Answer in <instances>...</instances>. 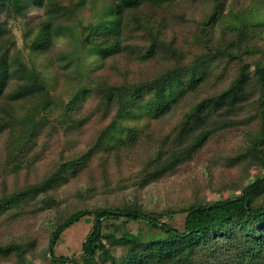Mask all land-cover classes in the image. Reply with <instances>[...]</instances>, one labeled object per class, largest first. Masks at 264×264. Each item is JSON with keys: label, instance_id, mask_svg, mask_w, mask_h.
Wrapping results in <instances>:
<instances>
[{"label": "rangeland", "instance_id": "obj_1", "mask_svg": "<svg viewBox=\"0 0 264 264\" xmlns=\"http://www.w3.org/2000/svg\"><path fill=\"white\" fill-rule=\"evenodd\" d=\"M4 1L0 80L7 78V84L0 88V264H52L55 230L81 209L139 207L183 229L185 213L172 211L195 202L246 191L254 204L264 203V123L257 76L264 68V0H143L137 13L162 24L165 39L175 37L177 51L182 52L178 58L164 57L158 49L146 62L141 57L152 38L129 23V12L119 19L118 0H21V10L15 0ZM119 36L129 41V48L113 46L105 52L104 45ZM172 65L183 69L182 78L189 66L206 67L212 94L241 73L248 100L237 112L239 125L217 130L207 141L198 135L193 146L184 149L175 145L178 129L172 124L179 128L189 95L176 112L160 118L145 105L134 114L117 116L118 104L108 102V91ZM29 80L37 90L14 97L12 93ZM203 89H195L193 103L210 95ZM218 106V113L230 116L235 111L229 110L228 100ZM5 109L14 115L3 128ZM116 119L110 139H127L126 128L137 132L128 149L110 148L97 139ZM171 130L176 133L169 140L160 138ZM10 133L18 138L8 139ZM112 144L119 147L116 140ZM11 197L15 199L8 201ZM105 224L118 226L117 237L104 240L116 264L175 261L165 259L159 248L146 251L143 246L150 238L167 236L160 228L142 220L125 224L111 219ZM92 225L83 217L64 230L54 246L56 255L81 260ZM246 225H227L197 244L203 248L199 264H228L220 262V255H230L235 241L238 245L237 239L244 237V227H252Z\"/></svg>", "mask_w": 264, "mask_h": 264}, {"label": "trees", "instance_id": "obj_2", "mask_svg": "<svg viewBox=\"0 0 264 264\" xmlns=\"http://www.w3.org/2000/svg\"><path fill=\"white\" fill-rule=\"evenodd\" d=\"M214 1L219 2L220 0ZM0 2L3 3L5 1L0 0ZM144 2L146 1L118 0L116 1L115 8L120 20L123 17V12H129L132 15V19H129V23L135 25L136 29L140 31V35L144 36L146 35L145 33H148L152 38L147 51L141 57V62L152 59L158 49L163 52L164 57L170 55L173 58H178L182 56L181 50L180 53L177 51L179 49H177L175 45V37L168 41L163 36L162 24L157 25L156 21H152L151 19L148 20L145 18L144 14L141 16L137 13ZM15 3L17 9L21 10V0H15ZM252 24L254 26L257 25V23ZM111 30H114V28ZM129 45L127 39L119 36V39L115 40L111 45H104L103 50L106 52L107 50L113 49V46L123 50L129 48ZM1 71L0 69V73ZM182 71L183 69L172 65V67H165L152 76L140 77V80H138L136 84L127 83L122 88L118 87L113 89V91H108L106 94V96L109 97V99L107 98L108 102L118 104V106L116 104L114 106L117 108V116L119 118H122L125 114H134L137 107L142 105L152 110L156 118H160L165 115H170L171 112H176L175 109L180 107L182 101L189 95L188 98L191 102L185 104L186 110L179 128H177V123L172 124L175 130L178 129L175 138L173 137L175 145L177 146L179 144L180 146H184V149L193 146L198 135L201 136V141H207L217 130L239 125V118L236 115L241 111L243 100H245V98L248 100V96L245 92L247 81L241 79V73L237 74V77L225 88L212 94L209 93L213 91V89L209 87V80L211 77H209L206 67L199 68L195 67V65L192 67L189 66L185 78H182L180 75ZM257 76L261 87L259 106L263 114V119L262 117L261 119L264 123V68H259ZM33 82L34 81L29 80L17 91V93L13 92L12 95L17 97L22 93L37 90L34 89V86H31ZM5 84H7V78L5 82L0 80V88L1 86H5ZM203 87L204 89H208L207 93L210 95H205L204 98L193 103L195 100H192V94L195 89L199 90L203 89ZM176 91L178 92L176 93ZM9 95L13 97L10 93ZM140 99H146L148 102L140 104ZM223 99L228 100L229 104H231L229 108L230 111L235 109L234 113L230 116L226 115L224 112H216L219 103ZM4 107L8 108L6 105H4ZM10 110L11 109H5L6 113L3 115L4 122L1 126L3 128L10 124L7 118L14 115L13 112L11 115ZM118 121L119 120L116 119L112 121L108 127H103L98 133L97 139L102 141V143L108 142L111 145L110 148H120L121 145H124V148L128 149L127 147L130 146L129 144H132L134 140H136L137 132H133L134 128H126V132L128 133L127 139H110L109 134L112 129L117 126ZM11 131L14 133L12 129ZM13 133H10L8 139L12 140L13 135L15 140L18 138V135ZM175 133L176 131L171 130L169 135L160 138L169 140L171 138L170 134ZM261 136L264 138V126L261 130ZM113 140L119 142V147L112 144ZM258 145L259 144L256 142L255 147H258ZM173 151L174 149L171 152ZM160 173H162V171H160ZM21 194L22 193H20V195ZM14 199L15 198L11 197L8 201H13ZM172 212L185 213L183 229L175 228L159 220L158 217L155 216L156 214H150L139 207L101 205L75 211L60 223L51 238L50 252L52 264H116L104 242L106 238H111V240H113L117 237L118 226L113 225L114 228H111L105 224L106 221L111 219H123L125 224L130 220H142L163 230L167 234L166 237L150 238L146 241L147 243L143 241V246L146 251L150 248H159V252L163 253L165 259L175 260L173 264L201 263L199 260L201 254L199 253L203 248L196 246L197 244L206 242L211 234L227 225L231 224L240 227L242 225L251 224L252 227L248 229V231L244 227V237L240 235L239 239H237L238 245L235 241L230 255L228 252L220 255V262H228V264H230V262L235 264H255L258 260L260 262L264 260V203L254 204L253 198L246 191L239 195L215 201L195 202ZM159 215L161 214H158V216ZM83 217H87L89 221H92L93 225L91 233L83 242V255L81 260L68 256H57L54 251V246L62 232ZM127 233L136 241L142 240L138 233L130 231H127ZM225 237L226 236L220 238L222 241H225ZM220 238H218V240ZM240 245L242 248H240ZM18 246L19 245H16V247ZM213 253H215V251H213Z\"/></svg>", "mask_w": 264, "mask_h": 264}]
</instances>
